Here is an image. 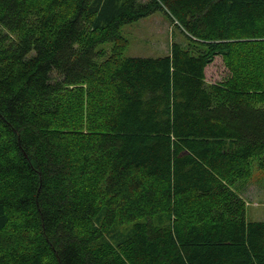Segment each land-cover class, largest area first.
Wrapping results in <instances>:
<instances>
[{"label":"trees","instance_id":"trees-1","mask_svg":"<svg viewBox=\"0 0 264 264\" xmlns=\"http://www.w3.org/2000/svg\"><path fill=\"white\" fill-rule=\"evenodd\" d=\"M157 11L185 43L126 57ZM254 158L264 0H0V264H264Z\"/></svg>","mask_w":264,"mask_h":264},{"label":"rangeland","instance_id":"rangeland-1","mask_svg":"<svg viewBox=\"0 0 264 264\" xmlns=\"http://www.w3.org/2000/svg\"><path fill=\"white\" fill-rule=\"evenodd\" d=\"M121 33L128 41L126 57H161L169 52L172 42L184 44L185 40L168 18L157 11L145 18L121 28ZM101 47L109 48V45ZM228 75L220 57L205 69L207 83H219ZM251 178L240 196L246 203V218L248 221H264V166L254 158L251 161Z\"/></svg>","mask_w":264,"mask_h":264}]
</instances>
